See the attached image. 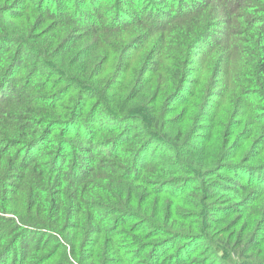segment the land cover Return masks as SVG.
Returning a JSON list of instances; mask_svg holds the SVG:
<instances>
[{"label": "trees", "instance_id": "1", "mask_svg": "<svg viewBox=\"0 0 264 264\" xmlns=\"http://www.w3.org/2000/svg\"><path fill=\"white\" fill-rule=\"evenodd\" d=\"M0 264H264V0H0Z\"/></svg>", "mask_w": 264, "mask_h": 264}]
</instances>
